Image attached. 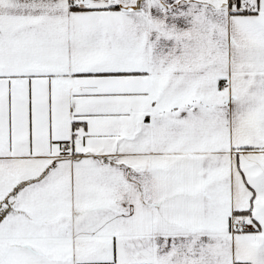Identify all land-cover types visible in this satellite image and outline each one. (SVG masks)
Returning a JSON list of instances; mask_svg holds the SVG:
<instances>
[{"label":"snow or ice","instance_id":"obj_1","mask_svg":"<svg viewBox=\"0 0 264 264\" xmlns=\"http://www.w3.org/2000/svg\"><path fill=\"white\" fill-rule=\"evenodd\" d=\"M0 264H264V0H0Z\"/></svg>","mask_w":264,"mask_h":264}]
</instances>
